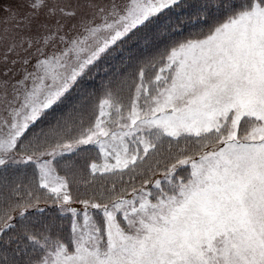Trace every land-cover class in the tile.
Returning a JSON list of instances; mask_svg holds the SVG:
<instances>
[{
    "label": "snow or ice",
    "instance_id": "6c2138e0",
    "mask_svg": "<svg viewBox=\"0 0 264 264\" xmlns=\"http://www.w3.org/2000/svg\"><path fill=\"white\" fill-rule=\"evenodd\" d=\"M21 6L0 29V170L36 184L0 186V264H264V0ZM135 42L152 54L87 91ZM92 151L86 183L111 182L81 198L70 161Z\"/></svg>",
    "mask_w": 264,
    "mask_h": 264
},
{
    "label": "trees",
    "instance_id": "16d2710c",
    "mask_svg": "<svg viewBox=\"0 0 264 264\" xmlns=\"http://www.w3.org/2000/svg\"><path fill=\"white\" fill-rule=\"evenodd\" d=\"M131 48V53L127 51L123 54L117 53V56L110 60L107 64L102 65L98 74H95L94 79L88 80L85 82V86L87 91L95 92L97 96L101 94V84L108 79V77L115 78L117 72L119 73H128L132 72L136 66V61L138 59H143L146 56L152 54L153 49L151 46L145 47L140 42H135L132 45L127 46ZM125 57H128V62L125 63ZM107 68L108 71L105 72L104 68ZM121 95H127V91L122 93ZM79 99V96H73L71 100L65 105H63L57 115H63L68 112V110L72 107L74 103H76ZM91 153L82 154L79 157L71 160L72 170L76 172V176L74 179L77 181L72 184V191L74 195L83 198L86 195H90L92 191L100 188L101 183H104L106 186H110L111 179H102L97 178L94 184L86 183L88 179V172L86 170V161L88 159H92L89 155ZM68 160V157L59 158ZM63 166V165H62ZM57 171L60 175H65V166L61 167L57 165ZM127 180V177H125ZM36 184V175L34 168L29 166H10L6 169L0 170V186L7 185L9 189L19 185L21 187V191H23L24 187H31L35 189ZM119 187V184H118ZM43 192V190H40ZM79 205V204H76ZM42 207L47 209V213L41 217L42 222H56L58 224H62L65 229V235L67 234L69 221L67 219H61L56 213V206L49 204H42ZM75 206V205H74ZM39 227V224L35 225ZM15 247L13 243L11 246H5L0 248V253H7L11 255L12 249Z\"/></svg>",
    "mask_w": 264,
    "mask_h": 264
},
{
    "label": "rangeland",
    "instance_id": "374dc122",
    "mask_svg": "<svg viewBox=\"0 0 264 264\" xmlns=\"http://www.w3.org/2000/svg\"><path fill=\"white\" fill-rule=\"evenodd\" d=\"M53 2H57V0H53ZM58 2L60 4H63L65 6H75L78 3V0H58ZM9 10L12 11H16V10H20L23 11V8L21 6V0H0V29L4 28L5 25L2 23V21L4 20V18H6L8 16V12ZM3 45H0V54L3 53ZM5 65L0 64V71H4L5 70ZM7 67L9 68H13V70H15V68L18 67V65H7ZM9 75H11V73H9ZM123 102L125 104L128 103V97H129V93L127 92V95L123 96ZM91 154L89 155L92 159L96 158V152L92 151L90 152ZM59 159V158H58ZM61 167L65 166V165H60ZM156 178H160L159 176H157ZM75 207L77 208H81V205H75Z\"/></svg>",
    "mask_w": 264,
    "mask_h": 264
}]
</instances>
